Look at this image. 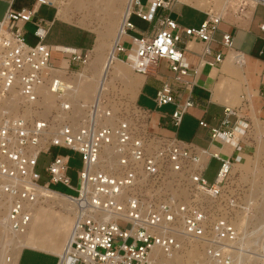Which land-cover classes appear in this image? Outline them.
<instances>
[{
	"label": "built area",
	"instance_id": "2783aa9c",
	"mask_svg": "<svg viewBox=\"0 0 264 264\" xmlns=\"http://www.w3.org/2000/svg\"><path fill=\"white\" fill-rule=\"evenodd\" d=\"M178 1L132 0L110 59L120 60L123 54L121 60L133 71L154 77L158 62L167 60L173 75L154 101L158 108L176 104L169 115L174 126L195 105L190 98L182 101L181 95L195 84L189 74H197L179 44L184 36L210 42L221 20L212 13L199 27L183 26L169 14ZM244 1L264 5V0ZM36 3L53 6L55 0ZM131 14L157 22L158 28L132 37L127 46L121 37L135 29ZM36 16L35 8L9 9L0 21V206L6 211L9 230L27 231L35 206L44 203L47 191H55L70 197L74 213L69 244L59 264L61 259V264H173L177 254L192 248L196 252L199 246L203 256L194 264H238L243 255L240 233L228 215H212L209 203L224 198L234 165L246 158L235 162L220 150L211 152L150 131L152 111L134 104L115 110L99 98L88 105L80 103L86 113L77 114L79 105L69 94L68 78L80 73L91 57L76 47H56L68 64L55 66L52 48L45 43L51 22ZM27 23L35 25V44L26 41ZM260 29L264 32V23ZM222 42L231 47L232 35L225 33ZM223 58L217 53L208 64L217 65ZM42 88L59 96L54 113L40 104ZM231 115L237 116L234 122ZM200 125L208 128L212 143L238 151L250 128L233 108L225 109L220 125L212 127L205 121ZM53 147L80 154L76 186L68 175L70 156L63 154L51 156L45 167L47 179L40 181L35 170L38 160ZM209 158L221 161L213 182L204 177ZM165 166L180 177L177 187L162 198L146 196L144 183L148 179L157 183ZM57 183L76 193L52 189Z\"/></svg>",
	"mask_w": 264,
	"mask_h": 264
},
{
	"label": "crops",
	"instance_id": "0c3cea01",
	"mask_svg": "<svg viewBox=\"0 0 264 264\" xmlns=\"http://www.w3.org/2000/svg\"><path fill=\"white\" fill-rule=\"evenodd\" d=\"M128 1L90 0L86 2V7L82 5L80 8L73 0H55L53 6H38L36 0H0V21L9 9H37L36 18L51 22L45 43L52 48L51 61L53 59L57 63L54 65L62 64L67 67L68 64L56 47H76L88 53L92 59L83 69L91 63L93 66L95 64L97 76V66L105 62L108 49L111 50L118 38L119 26ZM212 13L220 15L221 20L210 42L184 36L179 44L185 51L190 67L197 69L196 75L188 76L194 79L195 84L189 90H183L181 95L182 101L190 98L195 105L188 108L179 126L172 125L169 118L176 104L158 108L154 101L157 91L173 75L167 60L161 59L158 62V75L155 77L135 71L130 76V72L119 64L124 57L120 54V60L113 62L119 70H124L122 74L125 76H116L113 73L110 79L112 82L120 79L125 87L134 88L135 98L132 104L152 111L148 126L150 131L176 136L183 142L211 152L220 150L224 158L230 157L235 162L243 161L244 158L249 161L255 141L257 143V138L264 137V32L260 29V24L264 23V5L243 0H228L222 5L215 0H208L201 6L195 0H179L169 12L172 18L187 27H199ZM130 20L135 29L128 30L121 37V41L127 46L130 45L132 37L152 34L158 28L157 22L149 23L135 14L130 15ZM25 30L26 41L35 44V25L27 23ZM225 33L232 35L231 47L222 42ZM31 39H34V43L30 42ZM217 53L224 56L223 61L217 65H209L208 62L214 60ZM75 79L76 77L72 80ZM226 108L237 110L240 119L250 125L240 151L234 150L228 144L212 143L208 128L200 125V121H205L212 127L220 125ZM229 119L234 122L237 116L231 115ZM212 159L215 158L206 161L205 172ZM235 165L244 167L245 163ZM68 200L46 199L45 204L35 207L27 243L20 249L15 264H59L74 222L73 209ZM52 208H60V211L54 213ZM70 264L77 263L70 261Z\"/></svg>",
	"mask_w": 264,
	"mask_h": 264
},
{
	"label": "rangeland",
	"instance_id": "374dc122",
	"mask_svg": "<svg viewBox=\"0 0 264 264\" xmlns=\"http://www.w3.org/2000/svg\"><path fill=\"white\" fill-rule=\"evenodd\" d=\"M88 1L73 0L74 4L76 3V5L80 8H82V5L86 7V2L88 3ZM142 1L144 2V0ZM234 1L236 0H233V2ZM215 2L219 3V0H215ZM30 42L34 43V39H31ZM108 51L110 52V49H108ZM51 62L53 64H57L53 59ZM119 64L121 66H124L125 69L130 72V76L133 75L134 71L131 69V67L123 62H120ZM97 68L98 73H100L101 66L99 65L97 66ZM110 71L111 67L109 69V73ZM80 73H84L88 77L87 81H93L94 84H97V81L99 80L98 78L100 77L99 74H96L97 76H95V64L93 66L92 63L87 68L81 70ZM80 73L75 74L71 78H68V84H71V80L79 76ZM107 82H109V80ZM84 96L89 97L90 95L84 94ZM54 97L55 100L53 101L51 106H49V108L41 105L46 111H50L51 113H54L55 106L58 102L57 100L59 99L58 95H54ZM134 98V88L130 86L125 87L120 79H115L111 84L110 90L104 97H102V100L105 101V106H112L115 110H117L121 109L120 107L124 106H128L129 108L133 103ZM92 102V100L80 98L79 102H76L77 105H79L78 108L75 109L77 111V114L80 115L86 113V110H84L85 108H82L80 103L88 105ZM257 139H259V141L257 143L255 141L254 150L249 155V161L246 160L245 162H241V164L245 163V166L240 167L239 165H236L237 167L235 166L233 168L230 180L226 185L227 187L225 190L224 198L217 202L215 201L216 203H209V208L212 215L226 214L233 219L241 237V243L239 244V246L243 249V255L240 257L239 263L240 260H242V264H264V137H259ZM56 154L70 156V160L68 162V175L71 178L72 185L76 186L78 184V172L82 168L81 156L77 152H72L67 149L58 147H53L49 155L44 153L40 155L35 169L36 173H38L41 177L40 181L42 183L46 181L47 177L45 167L48 165L51 156H54ZM219 167L220 162L216 159H212L207 171L204 173V177L209 182H213ZM161 173L162 174L157 177V183L156 179H148L144 183V185H146V188L144 189V194L146 196L156 194V198H162L165 194L172 192L174 187H177V180L180 178H178V175L176 176L170 174L167 166L162 169ZM156 184L159 185V190H155L157 189ZM171 184L172 187H169ZM51 187L52 189L58 191L72 194L76 193L74 190L66 188L58 183L52 184ZM204 201L208 202L210 201V199L206 198ZM69 206L71 207V209L73 208L71 205ZM51 210H53L55 213V211H60V208H52ZM5 215L6 211L1 207V219H4V217H6ZM2 230L3 229L0 226V243H6V245L5 251L2 254L3 257H1V259L3 261V264H10L11 262H9V258L12 254L15 255L17 249H13L14 246L11 245V243H7L6 238L3 237L4 231L2 232ZM178 255L180 257H183V264H194L203 256L202 247H197V251L195 252L194 256L189 257L188 251L181 254L179 253ZM175 262L176 261L174 259L173 264H177V262Z\"/></svg>",
	"mask_w": 264,
	"mask_h": 264
},
{
	"label": "bare ground",
	"instance_id": "6f19581e",
	"mask_svg": "<svg viewBox=\"0 0 264 264\" xmlns=\"http://www.w3.org/2000/svg\"><path fill=\"white\" fill-rule=\"evenodd\" d=\"M131 1L132 0L128 1V4L125 8V12L129 6V4L131 3ZM184 1L192 2L194 0H184ZM195 1H196L197 5H201V6L208 2V0H195ZM227 1L228 0H219V3L222 5H225L227 3ZM125 12H124V14H125ZM112 48L109 52V55L106 57L105 62L101 65L102 68H101L100 73H99L101 75L98 78L99 80L97 81V84H94L93 81H89V80L87 81L88 77L84 73L79 74V76H77L75 80L71 81L72 87H71V91L69 92V94L71 96H73L75 102H79L80 98L81 99L83 98L86 100L87 99L92 100L93 102H95V99L98 101L99 98L104 97L105 94L109 91V85L112 83V79H110V75H112L113 73L116 76L123 75L122 72H124V70H119V68L114 64V62H110L111 54L113 51ZM110 67H111V71L109 73ZM124 76L125 75H123V77ZM108 80H109V82H107ZM41 93H42L43 99H42L40 104L49 108V106H51V104L55 100L54 94L50 93L46 88H42ZM84 94H87L90 96L85 97ZM235 166L236 165H234V167ZM45 196H46V199H48V200L49 199H57V198L58 199H67V200L69 199L68 201H70V203L73 207V203L71 202L70 197L66 196L64 194H58L57 192H54V191H47ZM0 209H1V206H0ZM0 226L3 229L2 232L4 231L3 237L6 238L7 243H9V244L11 243V245L14 246L13 249H15V250L17 249V252L15 253V255L12 254L13 257L11 255V257L9 258V262H11L10 264H15L20 249L27 243L28 229L29 228L24 233H14V232L9 230L5 217H4V219H1V217H0ZM68 241H69V239H68ZM0 244H1L0 245V264H3L1 257H3L2 254L5 251L6 243L5 244L0 243ZM68 244L69 243L67 242V245H66L62 255L60 256L62 259L65 255V251H66ZM187 251H188L189 257L195 255L194 248L188 249ZM62 259H61V263H62ZM174 259L177 262V264H183V257H180L178 254L175 256ZM242 263H243L242 260H240V263H238V264H242Z\"/></svg>",
	"mask_w": 264,
	"mask_h": 264
}]
</instances>
